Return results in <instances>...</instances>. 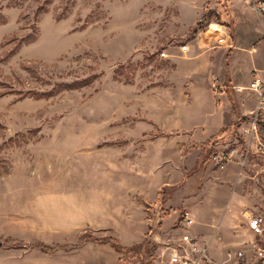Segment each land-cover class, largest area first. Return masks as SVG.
I'll use <instances>...</instances> for the list:
<instances>
[{
	"label": "rangeland",
	"instance_id": "obj_1",
	"mask_svg": "<svg viewBox=\"0 0 264 264\" xmlns=\"http://www.w3.org/2000/svg\"><path fill=\"white\" fill-rule=\"evenodd\" d=\"M170 1L0 0V264H157L190 202L264 217L260 0Z\"/></svg>",
	"mask_w": 264,
	"mask_h": 264
},
{
	"label": "crops",
	"instance_id": "obj_2",
	"mask_svg": "<svg viewBox=\"0 0 264 264\" xmlns=\"http://www.w3.org/2000/svg\"><path fill=\"white\" fill-rule=\"evenodd\" d=\"M190 2H192V5L198 4L197 0H190ZM177 3V0H172L167 4H164V6L174 4L176 6L175 8H177ZM176 10L179 18V11L178 9ZM193 10L194 13L192 17H190L188 22L184 24V31H189V29L194 26V24L200 17V12L198 11V9L194 7ZM234 25L237 28L236 22ZM262 29L264 31V27ZM196 41V45H194L193 50L189 53H183L178 49L180 53L179 61L180 63H186L190 66V74L193 79L194 77L200 76L201 74L205 73L204 82H206L208 86V82L210 81L211 76V65H209L211 51H208V49H205L203 47L204 43H202L199 38H197ZM232 53H235V51H232ZM229 64L231 65L232 62H230ZM229 76L233 81V76L230 71ZM220 98L222 99L223 97ZM190 203L188 204L186 209V216H184V218L180 220L179 225H184L180 231L183 232L184 230H187L192 235H196L200 239L208 243L210 252L214 257L222 258L225 256L226 250L228 248L237 249L240 248L238 246L244 244V242L248 244L249 241L259 238L249 229L247 225L248 215L245 216L244 214L245 219L237 217L236 213L239 210L235 206L230 205V203L224 206H214L212 211H208L200 207L193 209V206L190 205ZM166 218L168 220L166 221L167 225H170V223L176 221L178 217L177 215H174L172 217L167 216ZM178 226L175 228L176 230H178ZM260 239L264 241V236L262 238L260 237ZM115 256L117 260V252H115Z\"/></svg>",
	"mask_w": 264,
	"mask_h": 264
},
{
	"label": "built area",
	"instance_id": "obj_3",
	"mask_svg": "<svg viewBox=\"0 0 264 264\" xmlns=\"http://www.w3.org/2000/svg\"><path fill=\"white\" fill-rule=\"evenodd\" d=\"M254 8L264 13V0L258 1ZM178 49L186 53L189 50V45L182 43L178 45ZM167 55L165 50L160 52V56ZM212 87L216 91L217 87L214 83H212ZM251 87L260 93L262 86L258 77H255L251 82ZM252 127L255 128L254 125ZM252 127H246L245 130L248 131V128L251 129ZM221 138L222 135H218L216 140ZM234 152L235 148L217 152L215 154V158L218 159L216 160L217 164H224L233 156ZM184 216H186V211L183 218ZM247 225L259 238L249 241L247 250L239 249L234 253L227 251L223 261L216 259L209 253L208 243L184 230L178 237L166 242L165 249L159 254L157 264H264V241L260 239L264 230V217L262 215H248Z\"/></svg>",
	"mask_w": 264,
	"mask_h": 264
},
{
	"label": "trees",
	"instance_id": "obj_4",
	"mask_svg": "<svg viewBox=\"0 0 264 264\" xmlns=\"http://www.w3.org/2000/svg\"><path fill=\"white\" fill-rule=\"evenodd\" d=\"M182 218H183V216H182Z\"/></svg>",
	"mask_w": 264,
	"mask_h": 264
}]
</instances>
